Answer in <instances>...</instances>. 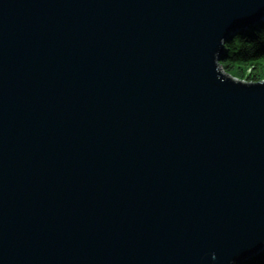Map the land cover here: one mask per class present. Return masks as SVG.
Returning a JSON list of instances; mask_svg holds the SVG:
<instances>
[{"label": "water", "instance_id": "1", "mask_svg": "<svg viewBox=\"0 0 264 264\" xmlns=\"http://www.w3.org/2000/svg\"><path fill=\"white\" fill-rule=\"evenodd\" d=\"M262 21L264 0H0V264L259 258L264 86L210 55Z\"/></svg>", "mask_w": 264, "mask_h": 264}, {"label": "clouds", "instance_id": "2", "mask_svg": "<svg viewBox=\"0 0 264 264\" xmlns=\"http://www.w3.org/2000/svg\"><path fill=\"white\" fill-rule=\"evenodd\" d=\"M215 80L233 86H264V21L247 31L219 36L210 55ZM212 260L217 259L212 254ZM226 264H237L229 258Z\"/></svg>", "mask_w": 264, "mask_h": 264}, {"label": "trees", "instance_id": "3", "mask_svg": "<svg viewBox=\"0 0 264 264\" xmlns=\"http://www.w3.org/2000/svg\"><path fill=\"white\" fill-rule=\"evenodd\" d=\"M255 27H252L251 29H253ZM251 29L247 30V32L249 34H251ZM245 264H264V253L257 259H253L252 261L245 263Z\"/></svg>", "mask_w": 264, "mask_h": 264}, {"label": "bare ground", "instance_id": "4", "mask_svg": "<svg viewBox=\"0 0 264 264\" xmlns=\"http://www.w3.org/2000/svg\"><path fill=\"white\" fill-rule=\"evenodd\" d=\"M253 27H255V26H253ZM249 29H251V28H249ZM249 29H248V30H249ZM246 31H247V30H246Z\"/></svg>", "mask_w": 264, "mask_h": 264}, {"label": "rangeland", "instance_id": "5", "mask_svg": "<svg viewBox=\"0 0 264 264\" xmlns=\"http://www.w3.org/2000/svg\"><path fill=\"white\" fill-rule=\"evenodd\" d=\"M259 25V24H258ZM258 25H256L255 27H257Z\"/></svg>", "mask_w": 264, "mask_h": 264}]
</instances>
